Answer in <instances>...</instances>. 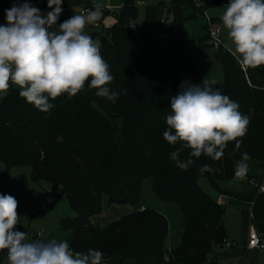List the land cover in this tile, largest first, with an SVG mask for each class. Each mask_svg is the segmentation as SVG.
<instances>
[{
    "label": "trees",
    "instance_id": "obj_1",
    "mask_svg": "<svg viewBox=\"0 0 264 264\" xmlns=\"http://www.w3.org/2000/svg\"><path fill=\"white\" fill-rule=\"evenodd\" d=\"M135 1L123 0L115 23L99 37L101 55L114 77L108 87L120 93L116 102L96 96V89L86 83L71 99L65 94L50 100L54 107L44 113L12 86L0 100V162L6 171L29 167L33 182H47L60 188V196L69 197L75 216L61 219L60 226L70 231L74 251L99 250L100 264H123L125 260L130 264H218L209 255L226 238L225 207L198 180L207 179L219 192L217 182L234 178L235 162L245 152L264 169V65H245L244 71L235 55L223 46L218 48L224 81L214 88L250 117L247 134L239 149L236 142H229L220 160L192 157L193 165L181 170L170 159L181 145H170L163 132L168 127L170 100L182 82L199 84L203 80L192 64L183 35V11L191 1L145 6L141 52L135 51L131 26L137 17ZM212 1L214 5L220 2ZM23 2L38 3L43 16L51 11L47 0H0V25L7 24L6 10ZM69 4L93 8V0H63L62 6ZM170 13L172 21L164 29L160 21ZM64 21L59 17L56 24ZM161 32L165 36L159 41ZM95 34L90 36L94 39ZM189 153L184 149L179 158L187 160ZM205 164L219 171L201 174L199 168ZM146 178H151L152 191L162 202L174 203L180 210L184 231L179 246L170 251L165 247V216L140 206L141 183ZM102 196L110 204L138 208L100 227L91 218L100 214ZM56 202L54 197L38 215ZM251 213V222L264 241V192L257 194ZM5 257L6 251L0 252V264Z\"/></svg>",
    "mask_w": 264,
    "mask_h": 264
},
{
    "label": "clouds",
    "instance_id": "obj_2",
    "mask_svg": "<svg viewBox=\"0 0 264 264\" xmlns=\"http://www.w3.org/2000/svg\"><path fill=\"white\" fill-rule=\"evenodd\" d=\"M46 16L28 2L13 3L6 10V25H0V94L15 85L18 95L36 109L47 113L54 107L50 100L67 94L76 96L87 86L96 96L116 102L120 93L108 85L114 77L101 55V46L85 28L102 16V5L74 14L53 30L63 9V0H47ZM234 46L238 61L249 67L264 65V0H229L220 17ZM134 26V25H131ZM90 81V83H88ZM214 79L199 84L182 82L170 100L163 138L170 145H181L170 159L181 170L193 165L202 155L218 161L229 142L239 149L247 134L250 117L239 111V104L214 88ZM251 111V110H250ZM189 149L187 160L180 152ZM250 156L245 152L235 162L234 177L247 178ZM219 171L205 164L199 172ZM20 222L18 201L0 194V252L6 251L3 264H100L102 253L88 249L74 251L67 240L29 239L16 230Z\"/></svg>",
    "mask_w": 264,
    "mask_h": 264
},
{
    "label": "rangeland",
    "instance_id": "obj_3",
    "mask_svg": "<svg viewBox=\"0 0 264 264\" xmlns=\"http://www.w3.org/2000/svg\"><path fill=\"white\" fill-rule=\"evenodd\" d=\"M138 1L140 2L139 4ZM189 8L184 9L183 15L185 20L183 22V35L187 44L191 61L202 77V79H214L215 85L222 84L224 81V72L222 65L218 59V48L209 43L208 29L212 26L219 27V36L222 38L223 46L232 54L234 46L227 35V29L224 28L220 19L229 0H220L217 5H214L212 0H190ZM215 2L217 0H214ZM100 3L102 9L106 10L111 7V10L104 11V16L97 25L91 24L86 26L85 34L97 33L94 40L100 44V35L110 27L115 19V15L120 12L123 0H93V4ZM157 3L168 4L167 0H136L137 17L131 23L134 33L136 35L135 51L141 52L143 50V42L140 38V33L144 22V8L146 5H155ZM32 6L37 7L43 16V10L38 3H33ZM80 5L69 4L62 6V13L60 18L68 20L74 14H80ZM193 15V17H190ZM1 24V23H0ZM60 24L53 26V30H57ZM201 40H203L201 42ZM234 55V54H233ZM15 90H18L13 85ZM0 94V100L4 97ZM249 171L247 176L251 175L253 178L259 172V163L250 158L247 162ZM260 177V175H259ZM258 177V178H259ZM235 178V177H234ZM238 180V179H236ZM240 182L247 183V178L240 180ZM199 186L212 198H216L217 191H215L207 179L201 178L198 180ZM241 185V184H240ZM251 187V183L249 184ZM0 194H7L14 196L18 201V213L20 215V222L16 225V230H24L28 233L29 239H56L57 241H64L71 237L70 231H65L60 226V221L63 218H72L75 216L66 195L60 196V188H53L47 182L35 183L30 178V169L27 166L13 167L9 171L5 170V166L0 162ZM140 206L153 209L163 214L168 223V234L165 243L167 250H171L179 246L181 243L184 223L181 219L180 210L174 203L162 202L152 191L151 178H146L141 183L140 192ZM56 197L57 202L49 211L43 215H38L40 210L50 206L53 198ZM237 204V203H236ZM238 205V204H237ZM246 206H233L226 204L225 207V233L232 234L238 244L235 249H220L218 246H213V255L216 256L218 264H251L256 263V258H259V263L264 264V249L252 250L251 254L247 249H243L242 240L247 242L248 230L251 225L250 209H243ZM138 206L131 205H113L107 201L106 196H102L101 212L91 218L94 225L103 227L106 224L119 219L121 216L131 213L136 210ZM37 232L40 236H37ZM242 238V240H240ZM247 250V251H246ZM242 251V253H240ZM247 254V258L243 255ZM243 259L239 263V259ZM212 254L209 255V259ZM6 257L3 259V261ZM3 261L1 264H3ZM123 264H130L129 260H125Z\"/></svg>",
    "mask_w": 264,
    "mask_h": 264
},
{
    "label": "crops",
    "instance_id": "obj_4",
    "mask_svg": "<svg viewBox=\"0 0 264 264\" xmlns=\"http://www.w3.org/2000/svg\"><path fill=\"white\" fill-rule=\"evenodd\" d=\"M80 13H81V10H80ZM115 21H116V19H114L112 25L115 23ZM98 22H99V20L97 22H95L94 24L97 25ZM259 172L260 173L257 172V174L254 176V178L251 175L247 176V183L240 182V180H236V178H233V179L228 180V181H218L217 182V185H218V188H219V192H217V196L215 198L216 199V202L218 203V201H219L220 202V205H222L224 207H226V204L227 203L229 205H233V206H238V205H240V206H246L243 209H247L248 208V210L250 209V213H251L252 204L255 201L258 192H257L256 187H254L252 184L251 185L253 187H251L249 184L251 183V180L255 181L257 184H259L261 182V180H262V178L264 176V169L259 170ZM259 175H260V177H259ZM144 208H145V206L144 205H141V209H144ZM224 228H225V219H224ZM225 234H226V239L231 240V241H234L236 243V240L234 238H230V237H233L232 234H227V232ZM240 240H242V238ZM241 243H242L243 249L245 250L246 249V247H245L246 246V241L245 240H242ZM237 245H236V247H237ZM218 247L220 249H222V248L223 249L224 248L226 249L227 248L224 245H220ZM236 247H234V248H227V249L228 250L229 249L231 250V249H235ZM168 251H170V250H168ZM251 251L252 250H248V252H251ZM240 253H242V251H240ZM251 254H255L256 255L257 253L251 252ZM247 256L248 255L245 254V255H243V258H247ZM212 258H216V256L213 255V253H212ZM243 258L240 257L239 263L241 262V260ZM258 260H259V258L257 257L256 258V263H259ZM251 264H254V263L251 262Z\"/></svg>",
    "mask_w": 264,
    "mask_h": 264
},
{
    "label": "built area",
    "instance_id": "obj_5",
    "mask_svg": "<svg viewBox=\"0 0 264 264\" xmlns=\"http://www.w3.org/2000/svg\"><path fill=\"white\" fill-rule=\"evenodd\" d=\"M168 2H170L171 0H167ZM140 2L138 1L137 4H139ZM92 9V7H86V8H82L81 9V13L86 12L87 10ZM111 10V7H107L106 10L102 9V16L99 19V21L102 19V17L104 16V11H109ZM172 21V14L170 13L168 15V17H162L160 23L163 25L164 29H167L170 26V23ZM208 33H209V43H211L214 47L219 48L220 46H223V41L222 38L219 36V27L218 25L215 27H210L208 29ZM164 34L163 32H161L158 36V40L162 41L164 39ZM224 47V46H223ZM241 64V63H240ZM243 70H246V66L241 64ZM251 184L256 187L257 192L258 193H262L264 192V176L261 180V182L259 184H257L255 181L251 180ZM218 204H220V202L218 201ZM250 219L252 220V213H250ZM37 236H40V233L37 232ZM223 245L227 248H234L236 247V243L234 241L228 240V239H223L222 241ZM246 249L248 250H259V249H264V241L261 237V234L257 231V229L255 228V226L252 224L249 227L248 230V237H247V242H246Z\"/></svg>",
    "mask_w": 264,
    "mask_h": 264
},
{
    "label": "water",
    "instance_id": "obj_6",
    "mask_svg": "<svg viewBox=\"0 0 264 264\" xmlns=\"http://www.w3.org/2000/svg\"><path fill=\"white\" fill-rule=\"evenodd\" d=\"M16 92H18V90H16ZM66 199H69V197H68V196H66Z\"/></svg>",
    "mask_w": 264,
    "mask_h": 264
}]
</instances>
